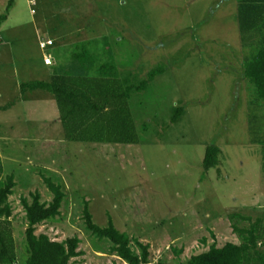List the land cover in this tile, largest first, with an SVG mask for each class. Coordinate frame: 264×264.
Masks as SVG:
<instances>
[{
    "label": "rangeland",
    "instance_id": "rangeland-1",
    "mask_svg": "<svg viewBox=\"0 0 264 264\" xmlns=\"http://www.w3.org/2000/svg\"><path fill=\"white\" fill-rule=\"evenodd\" d=\"M42 2L28 7L25 0H16L4 27L0 93L9 99L16 98L15 66L19 73L41 57L36 32L54 41L47 52L52 51L56 67L49 71L61 76L79 73L73 69L77 45L105 39L121 78L139 83L158 65L164 72L130 102L140 137L137 146L67 139L46 146L44 137L50 132L60 137V130L48 123L53 107H47L51 113L44 117L42 95L28 97L13 115L2 116L13 124L12 129H0V136L10 135L12 146L3 147L0 141V158L4 180L13 176L16 182L10 203L19 264L28 259L22 202L32 203L39 193L42 203L51 204L48 181L60 185L66 199L61 215L41 226L38 235L60 243L80 238L81 255L71 264H125L110 241L87 229L86 201L94 222L106 228L112 218L138 254L137 242L150 245L151 264H188L214 245H239L242 239L235 229L258 221L264 232V103L244 76L245 60L257 49L243 44L232 29L234 21L223 20L217 2ZM8 4L0 0V18ZM16 37L12 46L6 43ZM32 73L20 79H47L43 71ZM179 109L182 115L174 122ZM210 146L220 149V163L205 172Z\"/></svg>",
    "mask_w": 264,
    "mask_h": 264
},
{
    "label": "trees",
    "instance_id": "trees-1",
    "mask_svg": "<svg viewBox=\"0 0 264 264\" xmlns=\"http://www.w3.org/2000/svg\"><path fill=\"white\" fill-rule=\"evenodd\" d=\"M242 42L257 51L244 63V76L256 89L264 103V0H237ZM15 0H10L6 14L0 18V26L8 20ZM92 47V48H91ZM107 40H95L75 47L78 53L73 67L76 75L56 76L52 81H37L22 85V92L45 91L52 94L58 104L68 141L83 144H108L137 146L140 137L131 110L130 102L136 94L145 93L149 85L164 72L161 65L151 68L145 79L134 83L132 78H121V70L108 51ZM112 50V49H111ZM182 115V109L174 119ZM220 149L210 146L204 160L205 172L219 166ZM4 165L0 158V264H19L17 243L13 235L11 219L13 207L10 198L16 188L15 178L4 180ZM54 200L42 203L39 193L33 195L32 203L23 200L26 212L27 231L26 264H71L78 258L81 239L76 237L66 243L52 240L38 231L45 223L61 215L66 195L60 185L48 181ZM87 229L100 240H108L113 252L126 264H151V246L137 242L140 254L132 247L128 235L120 232L112 218L108 227L102 228L94 222L90 202L85 203ZM239 218L240 216H236ZM250 221V218H245ZM241 244L228 243L223 247L214 245L204 254L194 256L188 264H264V232L262 221L248 228H236Z\"/></svg>",
    "mask_w": 264,
    "mask_h": 264
},
{
    "label": "crops",
    "instance_id": "crops-1",
    "mask_svg": "<svg viewBox=\"0 0 264 264\" xmlns=\"http://www.w3.org/2000/svg\"><path fill=\"white\" fill-rule=\"evenodd\" d=\"M25 1L27 3L28 7L29 6L33 7V5L35 7L36 5L38 6L39 3L41 5H43L42 1H44V0H25ZM197 1L201 2L202 0H197ZM214 1H216L217 2L216 4L221 7V11H222L221 14H222L223 20L224 21L226 19L233 20L234 21V25L232 26V29L234 31H237V33H239L241 35V29H240V24H239V3H238V1L237 0H214ZM45 4L46 3H44V5ZM15 5H16V0H15V3H14V6ZM43 8H44V12H47L46 7H43ZM13 9H14V7H13ZM13 9L11 10V13L13 12ZM42 10L43 9L41 8V11ZM10 14H9L8 20L0 26V41H5V38H4V36L2 34H3V31H4V27L10 21ZM38 14L40 16L43 13L40 14V12L38 11ZM41 23H43L42 19H41ZM38 26L39 25L37 24V27ZM36 35H37V38H38V40H37L38 43L37 42L36 43H37V45H38V47L40 49V52H41V57H39L40 58L39 61H36V60L29 61V64L27 66H25V68L22 67L21 72H19V73L16 72V66H15V69H14L15 70V74L14 75L16 76L15 78H17V79L19 78L17 80V82L15 84V88H14L15 95H16L15 99H9L8 96H6V94L0 93V129L5 131L7 129H12L13 128V124H11V123L8 124L6 118L2 117V116H7L9 114L13 115V113H14L13 111H15V109L18 108L20 104L25 103V100L28 97H33V95H42L41 99H42V109H43L44 117H45V112L51 113L50 109H52V107H53L54 109H53L52 113L50 114V117L48 115V117L49 118H53V120L48 121V123L57 125L58 130H60V137H59V134L55 133V132H50L51 134L46 135L44 137V139L42 141L45 143L46 146H48L50 144H58V142L59 143H63L65 141V139H66L63 122L61 120L60 109H59L58 104H57V102L55 100V97L52 94H50L48 92H45V91H35V92L28 93V94L26 93V95L22 96L21 88H22V85L25 84V83H33V82H37V81L50 82L56 76H60V73H62V72H57V71H55V69L51 70V72L49 71V69H51V67H53V68L56 67V60H55V58L52 55V51H50L51 53L47 52V50L49 48H54V46H55L54 41H52L50 39L45 40L44 37H40L38 32H36ZM241 37H242V35H241ZM18 40H19L18 37H16V39L13 38L12 40L11 39H7L6 43L11 44V42L15 43V41L17 42ZM48 41H52L53 42V46H49L45 50L42 49L41 48V44L45 43V42H48ZM11 46H12V44H11ZM49 55L52 56V58H53V64L48 66V65L45 64V58L47 56H49ZM11 67H13V65H11ZM34 69H37L38 71H43L44 72L43 74H45V73L48 74V75H44L43 76V77H46L47 79L44 78L43 80H32V81H29V82L22 81L20 79V78H22V76L23 77L24 76L28 77V76H30V74H33L32 72H33ZM30 71H31V73H30ZM67 73H69V72H67ZM71 75H73V74H71ZM47 107L50 108V109H48V111H46ZM45 124H47V123H45ZM55 125H52V130H55ZM9 137H10V135L7 134V133L1 134L0 141L4 142V144H5L3 147H9V148L12 147L11 145H9V142H10V138ZM6 154L8 155V151H7Z\"/></svg>",
    "mask_w": 264,
    "mask_h": 264
},
{
    "label": "built area",
    "instance_id": "built-area-1",
    "mask_svg": "<svg viewBox=\"0 0 264 264\" xmlns=\"http://www.w3.org/2000/svg\"><path fill=\"white\" fill-rule=\"evenodd\" d=\"M49 46H53V42L52 41H48V42H45V43H42L41 44V48L42 49H46L47 47H49ZM45 64L46 65H52L53 64V58H52V56H47L46 58H45Z\"/></svg>",
    "mask_w": 264,
    "mask_h": 264
}]
</instances>
